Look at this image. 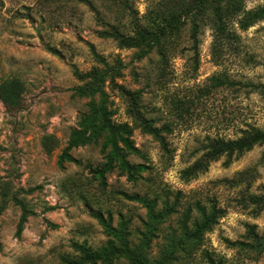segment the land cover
<instances>
[{"label": "rangeland", "instance_id": "1", "mask_svg": "<svg viewBox=\"0 0 264 264\" xmlns=\"http://www.w3.org/2000/svg\"><path fill=\"white\" fill-rule=\"evenodd\" d=\"M129 1L146 23L192 0ZM233 2L124 47L80 1L0 0V186L35 212L17 236L21 210L2 211L0 264H264V141L208 159L211 140L264 131V18L245 28L264 0ZM113 9L123 15L108 21L132 35L129 9ZM200 160L208 169L186 182ZM210 215L185 254L175 241Z\"/></svg>", "mask_w": 264, "mask_h": 264}, {"label": "trees", "instance_id": "2", "mask_svg": "<svg viewBox=\"0 0 264 264\" xmlns=\"http://www.w3.org/2000/svg\"><path fill=\"white\" fill-rule=\"evenodd\" d=\"M80 1V3H85L89 6V9L92 11L93 15L95 16L97 23L100 24L103 27V30L98 31V34L102 38H113L116 41H118L122 46L124 47H135L139 46L140 44H146V46L153 47L155 43H161L166 37L171 36L173 32L177 29V26L184 22L183 19L185 17H194L197 16V14L204 12L208 6L210 5L212 0H192L190 3H187L182 9L179 14L172 15L169 19H167V15L159 12H155L156 15L151 13L150 15L145 16L147 19L146 23H141L139 19L136 17H132V6L129 0H102V9L101 10L92 0H77ZM244 0H234L232 6L234 7L235 11H240L241 5ZM122 3L126 9H129V12L131 14V17L133 19V34L126 33L125 31H122L120 29V26L114 25L110 23L109 19L111 17H114L115 15L121 16L123 15L121 12L113 9L116 3ZM112 5V6H111ZM106 10V11H104ZM125 13V12H124ZM247 15H251V13H248ZM117 16V18H119ZM264 18V8L259 10L258 12L254 13L249 17L246 21L245 28H248L252 25V23L256 22L257 20H261ZM109 20V21H108ZM120 20V19H118ZM165 23V24H164ZM164 24V25H163ZM156 27V30L153 32L152 29ZM176 28V29H175ZM225 27H223L221 24L218 26V32H223ZM198 33H199V27L198 23L194 21L193 27L191 29L190 38L195 43V46H197V43H199L198 40ZM94 74H98L97 71L94 72ZM99 78V77H98ZM150 130V129H149ZM123 131L127 134H131V130L128 127H124ZM152 133L155 131L151 130ZM162 148L168 152V148L166 145V142L163 138L159 137ZM127 148L132 150L131 142L128 138H122ZM264 141V131L258 130L251 138L248 139H240L238 141H230L225 142L221 139L218 140H211V144L209 145V148L211 150V153H209V161H216L221 158L223 154H228L231 158L234 153H236L239 156L243 154L245 151L250 150L258 141ZM209 163L204 162L200 160L199 162H196L193 166L188 167L184 170V175L182 178L188 182L191 179H194L199 176L200 173L204 172L208 169ZM109 168V167H108ZM107 170V167L104 171ZM139 170H143V167H139ZM101 171V172H104ZM103 174V173H101ZM0 203H4V207L0 209V215L2 211L9 205L10 203H13L15 206L19 207L21 210L20 219L17 225V231L16 235L21 236L25 229V225L28 222L29 218L35 214L33 211L31 205L29 202L22 197L18 193H14L13 195H9V193L6 191V188L4 186H0ZM102 224L106 227V230L110 233H114V229L102 218H99ZM217 221V217L215 215L207 216L203 221L196 222L194 226L189 229L185 226L183 237L177 241L176 243L182 244L185 240H187V243H185L183 249L185 254H189L192 249L196 248L198 245H200L203 241L204 234L211 230L212 225L215 224ZM226 242L230 246H235L236 244L228 239H226ZM208 258H211L210 255H208ZM146 262H149L148 258L145 257ZM212 264H214L213 260L211 259Z\"/></svg>", "mask_w": 264, "mask_h": 264}]
</instances>
